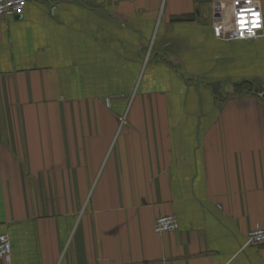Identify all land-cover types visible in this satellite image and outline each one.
<instances>
[{"label":"crops","instance_id":"0c3cea01","mask_svg":"<svg viewBox=\"0 0 264 264\" xmlns=\"http://www.w3.org/2000/svg\"><path fill=\"white\" fill-rule=\"evenodd\" d=\"M207 10L0 17V264H264L245 238L264 224V37L216 39Z\"/></svg>","mask_w":264,"mask_h":264},{"label":"built area","instance_id":"2783aa9c","mask_svg":"<svg viewBox=\"0 0 264 264\" xmlns=\"http://www.w3.org/2000/svg\"><path fill=\"white\" fill-rule=\"evenodd\" d=\"M79 2L82 4H92L103 0H59ZM27 0H0V17L20 18L23 14ZM205 5V4H204ZM208 14L213 36L219 40L225 41H247L258 40L264 37V17L258 0H215L208 4ZM251 9L252 11H248ZM240 13H243L245 27H240ZM253 13H259V26L254 27L252 20L256 16ZM252 29L250 34L248 29ZM263 95L262 92L259 93ZM178 229L176 216H162L154 222V232L163 234L175 232ZM246 243L251 246L264 247V224L257 225L246 235ZM11 241L7 234H0V259H6L11 252Z\"/></svg>","mask_w":264,"mask_h":264},{"label":"clouds","instance_id":"9594fccd","mask_svg":"<svg viewBox=\"0 0 264 264\" xmlns=\"http://www.w3.org/2000/svg\"><path fill=\"white\" fill-rule=\"evenodd\" d=\"M239 15H240V22H239L240 23V27L243 28V27H245V23H243L244 16H243V13H240ZM255 21H256V18L254 17L253 20H252V24L255 23ZM248 31H249L250 34H254V33H252V29L251 28H249Z\"/></svg>","mask_w":264,"mask_h":264},{"label":"snow or ice","instance_id":"6c2138e0","mask_svg":"<svg viewBox=\"0 0 264 264\" xmlns=\"http://www.w3.org/2000/svg\"><path fill=\"white\" fill-rule=\"evenodd\" d=\"M237 3H239V0H237ZM248 11H252L251 9H249ZM254 16L257 17L255 23H253V26L256 27V26H259V23H258V17H259V13H253ZM240 22V21H239ZM243 23H246L245 21H243Z\"/></svg>","mask_w":264,"mask_h":264},{"label":"water","instance_id":"95a60500","mask_svg":"<svg viewBox=\"0 0 264 264\" xmlns=\"http://www.w3.org/2000/svg\"><path fill=\"white\" fill-rule=\"evenodd\" d=\"M198 2L201 4H208L210 0H198Z\"/></svg>","mask_w":264,"mask_h":264},{"label":"rangeland","instance_id":"374dc122","mask_svg":"<svg viewBox=\"0 0 264 264\" xmlns=\"http://www.w3.org/2000/svg\"><path fill=\"white\" fill-rule=\"evenodd\" d=\"M253 87H254V85H253ZM250 92H253V89H251Z\"/></svg>","mask_w":264,"mask_h":264}]
</instances>
